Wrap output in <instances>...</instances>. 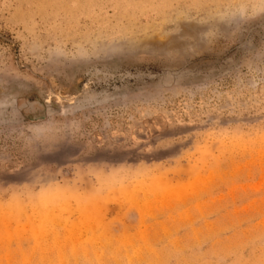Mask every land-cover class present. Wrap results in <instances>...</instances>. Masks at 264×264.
<instances>
[{
  "label": "rangeland",
  "instance_id": "374dc122",
  "mask_svg": "<svg viewBox=\"0 0 264 264\" xmlns=\"http://www.w3.org/2000/svg\"><path fill=\"white\" fill-rule=\"evenodd\" d=\"M0 264H264V0H0Z\"/></svg>",
  "mask_w": 264,
  "mask_h": 264
},
{
  "label": "bare ground",
  "instance_id": "6f19581e",
  "mask_svg": "<svg viewBox=\"0 0 264 264\" xmlns=\"http://www.w3.org/2000/svg\"><path fill=\"white\" fill-rule=\"evenodd\" d=\"M50 209V208H49Z\"/></svg>",
  "mask_w": 264,
  "mask_h": 264
}]
</instances>
